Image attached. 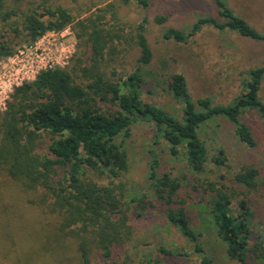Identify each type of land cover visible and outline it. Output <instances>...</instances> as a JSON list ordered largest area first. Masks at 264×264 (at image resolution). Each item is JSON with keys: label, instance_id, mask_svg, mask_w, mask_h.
Instances as JSON below:
<instances>
[{"label": "trees", "instance_id": "1", "mask_svg": "<svg viewBox=\"0 0 264 264\" xmlns=\"http://www.w3.org/2000/svg\"><path fill=\"white\" fill-rule=\"evenodd\" d=\"M23 1L0 0V63L14 56L21 45H33L46 33L66 28L72 30L77 47L69 67L41 71L13 89L6 108L0 111V171L27 190L44 191L43 203L50 198L49 212L58 216L59 230L78 242L81 261L89 264L93 250L105 261L118 256L133 238L134 224L158 208L192 246L198 264H213L200 234L191 227L184 202L179 200L183 187L201 194L200 215L208 230L225 245L230 260L247 264L250 253L264 261V228L254 233V213L243 197V190L256 189L258 170L241 167L229 183L224 175L210 179L208 164L220 169L227 158L222 149L210 158L200 137L212 124L226 122L232 124L240 144L254 148L253 134L240 117L255 111L264 118V102L259 98L264 65L245 73L239 94L226 105L215 104L208 97L194 100L184 76L171 73L166 92L181 111L180 116L172 115L141 98L143 85L161 76L157 70L147 69L153 54L145 37V19L135 27L137 68L127 74L116 66L117 45L127 39L120 32L122 28L112 25L119 24V8L114 3L95 13L89 7L75 17L61 6L44 7L35 2L23 11ZM211 1L217 17L198 16L186 30L164 28L162 37L187 44L211 27L264 44V33L224 0ZM131 2L142 7L148 4V0H119V5ZM166 22L165 16L154 19L157 25ZM138 122L152 124L154 145L164 144L169 159L181 165L183 176L160 172V160L152 152L143 191L136 192L120 181L129 170L123 141ZM159 253L188 258L178 250L159 248ZM121 264L133 263L125 256Z\"/></svg>", "mask_w": 264, "mask_h": 264}, {"label": "rangeland", "instance_id": "2", "mask_svg": "<svg viewBox=\"0 0 264 264\" xmlns=\"http://www.w3.org/2000/svg\"><path fill=\"white\" fill-rule=\"evenodd\" d=\"M224 1L237 15L264 33V0ZM34 2L35 5L41 4L44 7L61 6L71 11L75 17H79L89 7L93 9L91 13H95L96 9L114 3L119 8V24L112 25L117 29L122 28L120 32L127 39L126 42L122 39L123 43L117 45L119 54L116 56V66L127 74L137 68L139 50L133 44L135 27L145 19V37L153 54V63L147 69L157 70L161 76L156 81L149 80L143 85L141 98L145 103L155 105L172 115L180 116L181 111L180 105L166 92V83L171 73L184 76L194 100L208 97L215 104L226 105L239 94L245 73L264 65V44L242 38L235 33H220L214 28L206 27L187 44L174 43L162 37L164 28L186 30L198 16L217 17L211 0H148L147 7L136 2L122 6L119 5V0H25L20 4V9L26 11L30 7L29 3ZM157 16H165L166 24H155ZM107 20L108 18L105 22ZM0 29H3L1 23ZM43 37L47 40L42 46L39 45L42 51H38L43 53L42 59L47 62L48 58L45 57L51 58L54 55L59 62L66 61L62 50L68 48L73 52L72 56L61 67H69L77 47L72 30L63 31L58 36L45 34ZM34 48L35 44L21 45L15 54L18 59L14 63L8 64L7 59L0 63V102L4 98L3 91H7L8 80L13 81L15 75L13 79L6 77L16 71L19 73L20 69L33 60ZM21 54L24 61L21 60ZM259 98L264 102V82ZM1 109L0 105V111ZM240 119L253 134L254 148L240 144L234 135L232 124L226 122H219V126L217 123L212 124L200 137L210 158L216 155L218 149L224 150L227 158L226 165L220 169L208 164L206 172L210 179L218 180L219 175H224L229 183L233 174L241 167L252 166L258 170L256 189L251 192L243 190V197L254 213L256 233L264 228V118L255 111H247ZM153 136L152 124L138 122L132 127L129 137L123 141L128 154L129 170L122 175L120 181L136 192L143 191L147 185V170L152 152L160 160V172L170 171L176 175H184L181 165L169 159L164 144L154 145ZM188 180L191 181L189 177ZM103 182L107 183L108 180ZM44 194L39 188L35 191L25 189L21 183L0 171V264H84L78 252V242L59 230V218L49 212L47 204L51 203L50 198L48 203H43ZM179 200L184 202L183 207L189 215L191 227L200 234L199 240L213 264H237L228 258L225 245L205 226L200 215L201 194L192 188L183 187ZM134 225L132 240L123 250L118 251V256L105 261L100 252L93 250L89 256V264H121L125 256L133 264L199 263L192 246L166 222L160 209H154L142 222ZM159 248L181 251L188 258L165 256L159 253ZM247 264H264V261L256 260L249 253Z\"/></svg>", "mask_w": 264, "mask_h": 264}, {"label": "built area", "instance_id": "3", "mask_svg": "<svg viewBox=\"0 0 264 264\" xmlns=\"http://www.w3.org/2000/svg\"><path fill=\"white\" fill-rule=\"evenodd\" d=\"M68 29L69 28H66L63 31L67 32ZM60 33L48 32L46 34H48L50 36H58ZM45 40H47L46 37L42 36L35 43V48H34L35 52L33 53L34 58L26 67H24L23 69H20L19 73L16 71L13 74H10L9 76L6 77L7 79H13V77L15 75V78L13 81L8 80V85L6 86L7 91H3L4 92V98L0 102V105L3 108V109H1L2 111L6 108V101L9 99V96L15 87L20 86L23 82L33 80L38 75V73H40L41 71H45V70L53 68V67H61L62 65L67 64V62H68L67 60L72 56L73 52L67 48V49L62 50V52L64 53V58L66 61L59 62L53 55V56H51V58L46 56L45 58H48V61L45 62L44 59H42L43 53L38 52L39 50H40V52L42 51L41 48L39 47V45L42 46ZM22 56H23V54H21V60L24 61L25 59ZM25 57H28V56H25ZM17 59H18V56L14 55V56L8 58L7 62H8V64H12ZM22 70H25V72L23 73ZM8 92H10V93L8 94Z\"/></svg>", "mask_w": 264, "mask_h": 264}]
</instances>
